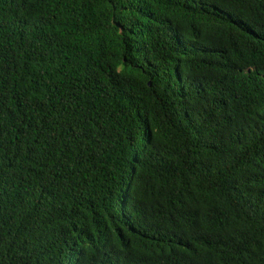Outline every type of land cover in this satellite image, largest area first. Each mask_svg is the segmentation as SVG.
Masks as SVG:
<instances>
[{
    "label": "trees",
    "instance_id": "obj_1",
    "mask_svg": "<svg viewBox=\"0 0 264 264\" xmlns=\"http://www.w3.org/2000/svg\"><path fill=\"white\" fill-rule=\"evenodd\" d=\"M0 264H264V0H0Z\"/></svg>",
    "mask_w": 264,
    "mask_h": 264
}]
</instances>
